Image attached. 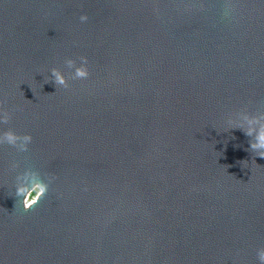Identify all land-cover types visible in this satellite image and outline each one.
<instances>
[{
  "label": "water",
  "instance_id": "95a60500",
  "mask_svg": "<svg viewBox=\"0 0 264 264\" xmlns=\"http://www.w3.org/2000/svg\"><path fill=\"white\" fill-rule=\"evenodd\" d=\"M0 109L33 136L0 145V264H258L264 157L229 128L264 113V0H0Z\"/></svg>",
  "mask_w": 264,
  "mask_h": 264
},
{
  "label": "clouds",
  "instance_id": "9594fccd",
  "mask_svg": "<svg viewBox=\"0 0 264 264\" xmlns=\"http://www.w3.org/2000/svg\"><path fill=\"white\" fill-rule=\"evenodd\" d=\"M235 11L234 8L225 7L223 16L229 17ZM89 19L86 13L80 16L81 22H87ZM80 63L74 59L65 61L69 69H74L72 76L74 79L86 80L91 76L88 67V57L81 56ZM51 79L58 86H68V77L59 68L51 70ZM11 120V113L0 109V145H9L15 148L18 152H28L33 136L30 133L18 134L12 129L3 130V125L8 124ZM236 123L232 128L242 129L245 134L251 137L250 148L260 157H264V113L252 114L247 110H242L236 115ZM229 123H232L230 119ZM13 169L19 168L17 163L12 165ZM50 180L45 179L39 170L27 168L18 171L15 175L14 194L22 204L25 212L30 211L36 206L49 192ZM258 264H264V247H259L256 250Z\"/></svg>",
  "mask_w": 264,
  "mask_h": 264
}]
</instances>
